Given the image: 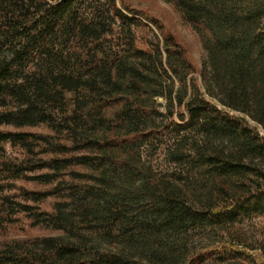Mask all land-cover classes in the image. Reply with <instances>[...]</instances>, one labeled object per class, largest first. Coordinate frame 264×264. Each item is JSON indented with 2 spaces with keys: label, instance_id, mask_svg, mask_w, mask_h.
<instances>
[{
  "label": "trees",
  "instance_id": "16d2710c",
  "mask_svg": "<svg viewBox=\"0 0 264 264\" xmlns=\"http://www.w3.org/2000/svg\"><path fill=\"white\" fill-rule=\"evenodd\" d=\"M166 1L201 67L119 0H0V223L22 212L58 232L3 244L0 264L252 256L227 235L264 215V0Z\"/></svg>",
  "mask_w": 264,
  "mask_h": 264
},
{
  "label": "rangeland",
  "instance_id": "374dc122",
  "mask_svg": "<svg viewBox=\"0 0 264 264\" xmlns=\"http://www.w3.org/2000/svg\"><path fill=\"white\" fill-rule=\"evenodd\" d=\"M119 2L128 4L135 9L141 10L146 15L156 18L163 24L168 32L172 33L178 41L185 45L191 59L199 67L202 66L205 58V51L202 48L200 37L190 25L182 19L181 15L170 2L166 0H119ZM141 31L143 35H146L149 39H154L153 32H156V30L152 25H150V28L144 27ZM43 129V127H39L36 130ZM5 148L9 154H18V150L13 149L9 144H5ZM151 157L159 169H165L167 167L163 155H152ZM16 185L28 189L44 188L40 184L25 180H18ZM55 199L56 198L53 196L47 197L40 204V209L51 211ZM229 231L230 235H227V239L233 241V243L239 244L240 247H246L250 255H252L244 260L245 264H253L255 260L259 263L264 261V215L255 214L246 217L241 222L232 225ZM57 233V231H53L44 225H33L26 214L19 212L14 216L13 222L0 223V246L15 239H26L35 236L54 235ZM195 240L197 239L195 238ZM197 243L198 245L201 244V240L198 239Z\"/></svg>",
  "mask_w": 264,
  "mask_h": 264
}]
</instances>
